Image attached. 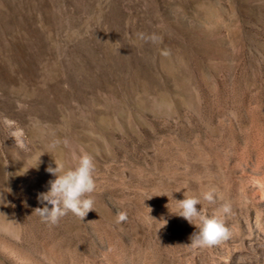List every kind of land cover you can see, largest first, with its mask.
<instances>
[{"label": "rangeland", "instance_id": "obj_1", "mask_svg": "<svg viewBox=\"0 0 264 264\" xmlns=\"http://www.w3.org/2000/svg\"><path fill=\"white\" fill-rule=\"evenodd\" d=\"M82 153L95 211L42 222ZM209 187L232 236L191 249L166 205ZM0 264H264V0H0Z\"/></svg>", "mask_w": 264, "mask_h": 264}, {"label": "clouds", "instance_id": "obj_2", "mask_svg": "<svg viewBox=\"0 0 264 264\" xmlns=\"http://www.w3.org/2000/svg\"><path fill=\"white\" fill-rule=\"evenodd\" d=\"M138 38L146 42L151 41L154 44L162 41V38L156 34L139 33ZM161 54L169 55L166 50L162 51ZM55 146L54 143L51 147L54 148ZM74 159V166L68 169L56 161L55 168L49 166L46 169L55 179L48 181L50 186L48 191L37 194L38 202L44 206L34 209V213L44 223L55 225L69 212L83 220L90 211H95L94 200L91 195L97 188L93 158L87 153H82ZM218 199L223 200L218 190L215 187H209L198 195L184 191L183 199H174L176 201L174 208L168 207L170 202L166 205L170 215L183 218L195 228L188 238L190 243L185 246L191 249L209 248L220 245L232 236V232L226 224L227 218L232 214L230 201H225L215 207L211 215L206 214L201 209L202 202L214 205ZM197 205L200 206L199 210ZM126 219V212L117 210L116 223L119 224ZM160 221L163 223L162 227L167 224V220L163 218Z\"/></svg>", "mask_w": 264, "mask_h": 264}]
</instances>
